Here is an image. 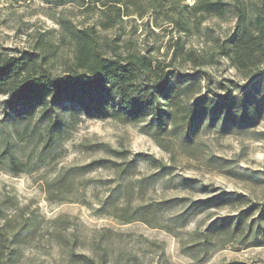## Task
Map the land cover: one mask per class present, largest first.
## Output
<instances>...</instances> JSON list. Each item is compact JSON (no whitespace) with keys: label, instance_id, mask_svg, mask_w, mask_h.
<instances>
[{"label":"rangeland","instance_id":"obj_1","mask_svg":"<svg viewBox=\"0 0 264 264\" xmlns=\"http://www.w3.org/2000/svg\"><path fill=\"white\" fill-rule=\"evenodd\" d=\"M224 1V15L203 17L191 9L195 0L128 2L119 15L90 1L0 0V51L37 52L61 73L75 52L68 21L95 27L105 51L149 53L188 74L202 68L212 88L220 80L244 82L224 57L194 65L176 54L183 42L185 50L209 58L232 33L237 4L250 12L264 7V0ZM206 86L201 79L202 91ZM4 98L0 264H264V244L251 245L248 233L258 211L233 234L214 238L227 240L223 248L209 251L214 241L206 237L213 221L245 207L242 195L264 204V117L232 129L204 121L187 140L155 134L149 119L89 116L67 101L52 121L40 107L27 114L20 106L8 116ZM220 193L227 199H214Z\"/></svg>","mask_w":264,"mask_h":264},{"label":"trees","instance_id":"obj_2","mask_svg":"<svg viewBox=\"0 0 264 264\" xmlns=\"http://www.w3.org/2000/svg\"><path fill=\"white\" fill-rule=\"evenodd\" d=\"M82 1L100 3L119 15L120 4L140 0ZM227 5L224 0H195L191 9L203 13V17L205 14L222 16ZM183 22L181 28L188 30ZM63 24L74 40L75 52L61 73H54L47 56L37 52L22 51L16 55L0 51V96L5 97L2 102L6 115L20 106L27 108V114L40 107L42 114L52 121L57 105L67 101L89 116L137 123L149 119L148 125L154 127L155 134L168 131L187 140L197 133L204 121L210 127L221 122L223 128L232 129L253 126L264 117V7L250 12L245 5L237 4L232 33L209 58L185 50L183 42L178 44L176 54L184 60H191L194 65H209L219 55L228 59L245 79L244 82L220 80L217 88H212L213 78L202 68L188 74L174 68L172 61L163 63L149 53L105 51L95 27L78 28L68 21ZM201 79L207 81L205 91H202ZM11 161L15 166L20 163L12 154ZM102 161L95 163L103 165ZM214 199L227 198L220 193ZM240 201L245 207L237 214L210 224L208 240L210 237V241H214L223 233L233 234L248 216L258 211L248 224V233L254 241L251 245L264 244V204L253 202L245 195ZM131 220L130 216L124 218L125 222ZM227 243V240L214 241L207 249L212 252ZM91 261L96 264L94 259Z\"/></svg>","mask_w":264,"mask_h":264}]
</instances>
